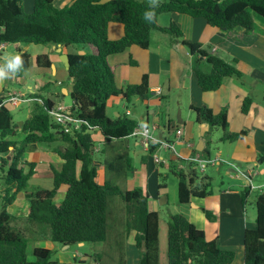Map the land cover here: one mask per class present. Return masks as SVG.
<instances>
[{
    "label": "trees",
    "instance_id": "16d2710c",
    "mask_svg": "<svg viewBox=\"0 0 264 264\" xmlns=\"http://www.w3.org/2000/svg\"><path fill=\"white\" fill-rule=\"evenodd\" d=\"M54 1L34 0L32 10L26 12L22 0H0V41L60 45L71 49L67 68L68 78L72 80L70 110L82 121L80 129L64 132L62 125L53 120L49 111L55 105L54 100L39 94L50 83L30 94L40 101L34 105L32 115L21 124L13 119L11 105L0 106V178L4 185L0 188V264H71L52 259L53 250L46 247L35 246L29 252L25 233L28 227L25 231L16 227V216L7 210L20 191L28 200L26 222L62 245L110 241L109 199L118 196L127 214L125 232L135 231V246L140 249L136 264H158L159 218L157 211L148 210V195L138 187L125 190L111 179L97 181L94 160L104 151L95 150L98 142L92 138L91 131L98 129L107 139L123 140L138 126L127 114L110 118L106 114L107 101L117 96L126 101L133 97L145 100L149 94L146 75L138 84L119 87L108 57L131 45L147 48L150 32L157 29L180 39L196 57L194 71L201 89L216 90L226 78L241 79L242 73L232 63L211 53L209 45L185 40L172 20L167 26H160L159 15L183 13L202 17L221 30L240 26L251 31L253 15L264 18V0H71L63 6H56ZM146 12L155 15L148 19ZM110 22L123 24L120 38H108ZM78 48L86 51H75ZM19 56L23 61L21 66L13 70L0 64V70L21 75L31 65V55L24 51L19 52ZM200 61L209 65L208 71L198 67ZM34 63L38 67H49L51 61L47 55L40 54ZM5 92L0 93V100ZM251 103V97H245L241 111L247 113ZM190 108L197 122L208 123L209 131L222 130L221 140L234 141L244 134L228 130L225 111L215 113L205 105ZM57 141L64 145L53 150L61 158L62 166L52 169V187L28 191L26 186L34 163L23 158L27 146ZM101 160L106 170L118 177L131 165L126 152ZM175 174L177 199L181 204L189 203L192 196L203 197L212 191L209 177L200 175L191 164L179 168ZM63 185L67 187L65 195L57 202L55 195ZM247 194V189L241 192L243 204ZM255 209V227L246 228L243 234L244 264H264V191L256 196ZM204 212L212 218L208 210ZM117 251H120L117 264H125L123 250L118 247ZM94 257L95 263L100 264L98 257ZM234 258L235 251L222 248L217 240H207L203 230L183 214L168 217L167 264H230Z\"/></svg>",
    "mask_w": 264,
    "mask_h": 264
},
{
    "label": "crops",
    "instance_id": "0c3cea01",
    "mask_svg": "<svg viewBox=\"0 0 264 264\" xmlns=\"http://www.w3.org/2000/svg\"><path fill=\"white\" fill-rule=\"evenodd\" d=\"M24 1L26 4L31 1V4L26 5V12H30L34 0ZM70 1L55 0L54 4L63 6ZM168 19L166 23L158 17V24L164 27L172 20L181 29L185 40L209 45L211 53L232 63L242 73V78L228 77L216 90H202L197 83L194 71L196 57L190 53L180 39L157 29L150 32V42L147 48L131 45L120 53L110 55L108 62L114 69L116 84L119 87L138 84L146 75L149 94L145 100L134 97L126 101L121 96L110 98L107 101L106 114L113 119L129 111L127 116L137 121L138 125L155 126L153 134L159 140L172 142L174 150L157 148L159 155L166 159L164 163L158 164L153 160L152 151L142 146L138 137L128 136L123 140L107 139L98 129H94L91 135L98 142L94 146L95 150L104 151V154L97 155L94 160L98 172L97 181L102 183L105 179H111L125 190L141 188L143 193L148 195V200L153 201L152 207L156 208L155 211L159 218L158 264H167L166 211H168V216L175 213L183 214L196 227L203 230L207 240H217L222 248L235 251V258L230 264H244L243 234L246 228L255 227V198L263 192L260 186L264 182V18L254 14V28L251 31H246L240 26L231 30H221L209 25L202 17H192L177 12L169 13ZM107 34L109 39L120 38L123 35V24L110 22ZM7 45L5 43L0 54V64L3 65H5L4 51ZM30 47H32L31 52L27 51ZM24 51L31 55L30 66L35 65L36 67L35 71L38 76L35 78V83L27 84L26 90L13 86L5 89L1 86L0 93L15 91L29 95L50 83L60 84L62 96L69 95L71 88L63 85V81L58 77L62 76L63 71L61 54H68L71 49L60 45L29 43L25 45V49L19 47L17 55ZM40 54L48 56L51 61L49 67H38L34 63L36 56ZM198 67L203 71L209 69L205 61H200ZM4 72L6 75L0 78H9L13 82H19L20 79L16 77V74L9 71ZM47 90H50V85ZM39 94L45 95L42 91ZM48 94L51 96L54 93L49 91ZM245 97L252 99L247 113L241 111ZM38 101H40L39 98ZM54 103L57 105L55 101ZM192 105H205L215 113L225 111L228 130L243 131L244 134L234 141L221 140L222 130L218 128L209 131L208 123L197 122L195 113L190 108ZM178 109L182 119L181 124L177 122ZM31 112L26 115V118L32 115ZM14 120L22 123L24 119ZM177 129L181 130L180 135L176 134ZM56 147L63 148L64 145L59 142ZM27 149H35L34 152H29V159H26L34 163L33 174L29 181L33 182L34 188L40 189L41 185H38L36 179L52 178V169H60L62 160L53 151L55 146L48 149L39 148V143H36L27 146ZM37 150L38 154L44 152L47 155V162L41 155L35 160ZM123 152L128 154L131 165L125 169L122 176L118 177L112 171L106 170L101 159L103 157L115 158ZM193 154H198L203 158H219L225 162L208 166V172L207 169L201 172L198 170L200 175L209 177L212 191L203 197L193 196L189 203L181 204L177 199L178 178L175 171L188 165L181 157ZM25 169L27 170L28 167ZM245 171L250 177L244 175ZM3 187V180L0 178V188L3 189ZM66 189V186H61L58 194L61 191L65 195ZM245 189L248 190V194L246 203L243 204L241 192ZM25 197V193L20 191L13 202L7 206L8 212L16 216L14 224L19 229L21 228L17 224L18 215L15 214L20 210L22 205L20 201ZM63 197L57 199L56 194L54 199L59 202ZM25 206L27 216L28 201ZM204 210H208L212 218H208ZM108 215L112 227L110 241L107 243H78L77 245L84 250H73L72 253L66 251L70 245L61 244L56 260L71 264H97L94 259V256H97L100 264H117L120 253L117 248L119 247L124 252L125 264H136L140 249L135 246V231L131 229L125 232L124 221L127 214L125 205L118 196L109 199ZM27 232L36 233L38 242L48 237L33 227ZM86 244L94 246L86 247ZM35 246L40 245L33 242L30 251Z\"/></svg>",
    "mask_w": 264,
    "mask_h": 264
},
{
    "label": "rangeland",
    "instance_id": "374dc122",
    "mask_svg": "<svg viewBox=\"0 0 264 264\" xmlns=\"http://www.w3.org/2000/svg\"><path fill=\"white\" fill-rule=\"evenodd\" d=\"M150 1H157V0H150ZM159 1H163V0H159ZM31 4V1H29L27 4L26 2L22 0V6H23V9L24 11H26L27 7L26 5H29ZM168 16H169V13H163V14H160L159 18L166 21V23H168L169 19H168ZM25 45L24 43H20V44H8L7 47H6V50L4 51V55L6 56L5 58V63H6V59L7 58H10L11 56H14V55H17V49L20 47L22 49H25ZM82 50L83 52L86 51V49H77L75 51H80ZM27 51L31 52L32 51V47H30L29 49H27ZM35 65H32V66H29V68L21 73L20 76H16V77H19V82H13L11 80H9V78H0V88L1 86L8 88L9 86H13L14 88H20V89H27V84H34L35 83V78L38 76L36 74V69H35ZM62 68H63V71H62V76L61 77H58L59 80L63 81V85L65 86H68V88H71L72 87V80L68 78V75H67V72H66V68H65V65L63 63L62 65ZM9 77V76H8ZM48 86H44L42 88V94H45L44 96L45 97H49L51 98L52 100H54L56 102V104H58V102H61L62 104L64 105H70L71 104V98L69 95H63L61 94V90H60V84H56V85H53V84H50V90L51 92H53L54 94L53 95H49L48 94V90H47ZM57 92V94H56ZM56 94V95H55ZM26 98H28L27 95H25ZM134 98V97H133ZM137 98V97H136ZM131 100V99H130ZM27 101V102H26ZM20 104H18V106H10V110H11V113H12V116H13V119H25L26 118V115L32 111L33 112V108H34V105L38 103L37 100H27V99H24L22 100L21 102H19ZM31 112V113H32ZM141 141V144L142 146H144V143H143V138L141 137H138ZM57 145H59V142H53V143H50V144H45V143H39V148H50V147H56ZM30 151H35V149H27L25 151V153L23 154V158L25 159H29V152ZM214 152V150L212 151V153ZM39 151L37 150L36 151V158L35 160L38 159L39 155L42 156V158L47 162L48 161V157L47 155L42 152L41 154H38ZM25 155V157H24ZM38 155V156H37ZM135 160V158H134ZM208 166L210 165H207V167L205 169H207V172L209 171L208 170ZM166 169V168H165ZM0 172H1V169H0ZM166 172H167V169H166ZM201 172V171H200ZM37 182L39 183L38 185H41V187H52V178L51 177H41V178H38L36 179ZM40 187V188H41ZM26 189L28 191H34L37 189L34 188L33 186V182L32 181H29L27 186H26ZM23 192V191H22ZM57 199H61L64 194L61 193V191H59V194H58V191H57ZM27 198L25 197L24 199H22V201H20L22 203V205L20 206V210L18 211V213L16 212L15 215H18V220H17V224L18 226L22 229H28L31 230L32 229V226H30L28 224V222H26V210H25V205L27 204ZM171 208V207H170ZM0 209H1V206H0ZM167 213V216L165 218L166 222L168 220V211H166ZM30 226V227H29ZM22 229V230H23ZM28 230V231H29ZM26 236L28 238V249H29V252H30V249L33 247V242L35 243L36 242V245H40V246H43V247H48L49 249L53 250V256H52V259L56 260L57 257H58V254H59V251H60V247L62 246L60 243H56V242H53L50 240V238L46 237V238H43L42 240H40V242L37 241L38 237L36 235V233H28L26 231ZM39 240V239H38ZM94 245L92 244H86V247H93ZM85 247V248H86ZM73 250H77V251H82L84 250V248L82 247H79L78 245L76 244H73V245H70V247L66 250L68 251L69 253H72ZM75 255H77L75 253ZM78 263V262H76Z\"/></svg>",
    "mask_w": 264,
    "mask_h": 264
},
{
    "label": "built area",
    "instance_id": "2783aa9c",
    "mask_svg": "<svg viewBox=\"0 0 264 264\" xmlns=\"http://www.w3.org/2000/svg\"><path fill=\"white\" fill-rule=\"evenodd\" d=\"M2 32V27L0 26V34ZM5 43L3 41H0V54L2 50L4 49ZM28 98H26L25 95L20 94L15 91H6L0 100V106L2 105H13L16 106L24 99L27 100H37L38 98L32 97L27 95ZM51 114L53 120L60 125H62L64 132H71L73 130H78L81 127L82 121L81 119L77 118V116L70 110V106L63 105L61 103L54 105V107L49 111ZM126 114H129V111L126 112ZM87 124V122H84ZM155 129V126H149V125H138L134 128V130L131 133V136L134 137H141L143 138L144 147L147 150H150V146H152V157L153 160L160 164L164 163L166 159H164L161 155H159L157 148L166 149V150H174V146L172 142H169L167 140H159L154 134L153 131ZM181 130L177 129L176 134L180 135ZM181 157V156H179ZM184 161H186L188 164H191L193 167L197 168L199 171H203L207 165H218L222 162H225L223 159L219 158H203L199 156L198 154H193L187 157H181ZM238 169V168H237ZM239 171V170H238ZM261 190L264 191V182L260 186Z\"/></svg>",
    "mask_w": 264,
    "mask_h": 264
},
{
    "label": "clouds",
    "instance_id": "9594fccd",
    "mask_svg": "<svg viewBox=\"0 0 264 264\" xmlns=\"http://www.w3.org/2000/svg\"><path fill=\"white\" fill-rule=\"evenodd\" d=\"M154 15H155V13H153V12H146L145 13V16L148 19H152ZM22 63H23V61H22L21 56L14 55V56H11L10 58L6 59L5 67L15 70L16 68L21 66ZM4 75H6V72H4L3 70H0V77H3Z\"/></svg>",
    "mask_w": 264,
    "mask_h": 264
},
{
    "label": "water",
    "instance_id": "95a60500",
    "mask_svg": "<svg viewBox=\"0 0 264 264\" xmlns=\"http://www.w3.org/2000/svg\"><path fill=\"white\" fill-rule=\"evenodd\" d=\"M61 60H62V62L64 63V65H65V67L66 68H68L69 67V64H70V60H69V55L68 54H61ZM177 122L179 123V124H181L182 123V119H181V116H180V110L178 109V111H177ZM19 123H21V122H19ZM168 127V129H169V125L167 126ZM251 168H253V167H251ZM244 175H246L247 177L249 176L248 174H247V172L245 171L244 172ZM250 177V176H249ZM193 197V196H192ZM159 202V201H158ZM148 210L149 211H155L156 210V208H153L152 207V204H153V201H149L148 200Z\"/></svg>",
    "mask_w": 264,
    "mask_h": 264
}]
</instances>
